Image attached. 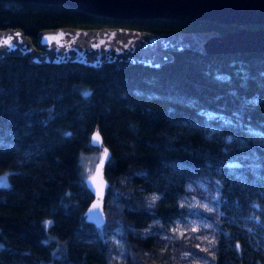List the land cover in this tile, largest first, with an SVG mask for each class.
<instances>
[{
  "label": "trees",
  "instance_id": "16d2710c",
  "mask_svg": "<svg viewBox=\"0 0 264 264\" xmlns=\"http://www.w3.org/2000/svg\"><path fill=\"white\" fill-rule=\"evenodd\" d=\"M57 25L233 27L0 0V27L34 40ZM94 127L99 225L82 214ZM0 176V264H264V50L183 47L157 66L2 55Z\"/></svg>",
  "mask_w": 264,
  "mask_h": 264
},
{
  "label": "water",
  "instance_id": "95a60500",
  "mask_svg": "<svg viewBox=\"0 0 264 264\" xmlns=\"http://www.w3.org/2000/svg\"><path fill=\"white\" fill-rule=\"evenodd\" d=\"M25 1V0H24ZM65 3L91 13L117 18L169 17L182 21L191 18L232 24L224 31L168 28L148 30L123 25L41 27L32 40L18 26L0 27V56L22 55L29 61H77L98 65L104 61L129 60L152 66L169 59L172 51L183 47L200 52L264 50V0H28ZM89 142L99 147L91 170L83 176L92 196L83 209V217L95 225L104 221L103 197L107 178L103 164L108 148L96 127ZM102 186L97 191L92 178ZM4 183L0 176V185Z\"/></svg>",
  "mask_w": 264,
  "mask_h": 264
},
{
  "label": "rangeland",
  "instance_id": "374dc122",
  "mask_svg": "<svg viewBox=\"0 0 264 264\" xmlns=\"http://www.w3.org/2000/svg\"><path fill=\"white\" fill-rule=\"evenodd\" d=\"M97 156H98V151L85 152L81 155L80 160L85 174L91 170Z\"/></svg>",
  "mask_w": 264,
  "mask_h": 264
},
{
  "label": "snow or ice",
  "instance_id": "6c2138e0",
  "mask_svg": "<svg viewBox=\"0 0 264 264\" xmlns=\"http://www.w3.org/2000/svg\"><path fill=\"white\" fill-rule=\"evenodd\" d=\"M92 182L96 186L97 191H99L100 187L102 186V181L99 180V177L98 176L93 177ZM193 231H195V229H193Z\"/></svg>",
  "mask_w": 264,
  "mask_h": 264
}]
</instances>
